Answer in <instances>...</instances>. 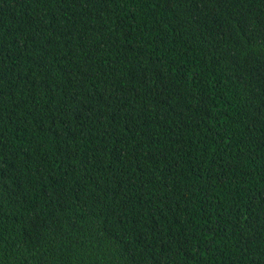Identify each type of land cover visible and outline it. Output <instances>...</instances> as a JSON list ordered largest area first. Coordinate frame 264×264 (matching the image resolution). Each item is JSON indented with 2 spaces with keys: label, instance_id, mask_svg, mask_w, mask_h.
Instances as JSON below:
<instances>
[{
  "label": "trees",
  "instance_id": "trees-1",
  "mask_svg": "<svg viewBox=\"0 0 264 264\" xmlns=\"http://www.w3.org/2000/svg\"><path fill=\"white\" fill-rule=\"evenodd\" d=\"M0 264H264V0H0Z\"/></svg>",
  "mask_w": 264,
  "mask_h": 264
}]
</instances>
